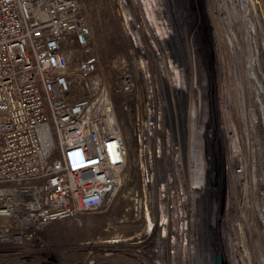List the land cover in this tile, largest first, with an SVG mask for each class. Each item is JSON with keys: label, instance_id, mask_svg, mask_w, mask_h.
<instances>
[{"label": "built area", "instance_id": "obj_1", "mask_svg": "<svg viewBox=\"0 0 264 264\" xmlns=\"http://www.w3.org/2000/svg\"><path fill=\"white\" fill-rule=\"evenodd\" d=\"M144 53V64L132 67L118 56L110 87L80 0H0V243L33 238L48 223L113 202L128 163L115 113L119 94L132 97L123 108L134 110L141 173L135 217H145L148 229L149 218L170 225L229 217L224 175L243 166L223 159L217 140L199 141L184 89L165 80L173 60L163 55L156 74Z\"/></svg>", "mask_w": 264, "mask_h": 264}, {"label": "rangeland", "instance_id": "obj_2", "mask_svg": "<svg viewBox=\"0 0 264 264\" xmlns=\"http://www.w3.org/2000/svg\"><path fill=\"white\" fill-rule=\"evenodd\" d=\"M80 2L100 56L99 73L110 87L119 74L118 56H125L131 67L143 65L144 51L157 74L165 55L173 60L174 72L166 68L165 80L171 86L178 83L173 81L177 75L182 99L194 95L207 145L217 140L222 158L243 166L224 175L231 189L229 217L216 218L227 253H212L214 246L208 247L214 225L209 217L170 220L165 234L159 217H154L157 222L149 218V229L145 217H135L132 192L141 187V173L134 110L123 108L132 97L119 94L114 95L115 113L128 163L116 198L101 212L57 220L40 227L33 238L0 243V264H217L218 255L230 264L231 252L235 264H264V0H151L152 13L169 34L165 38L157 34L145 0Z\"/></svg>", "mask_w": 264, "mask_h": 264}, {"label": "bare ground", "instance_id": "obj_3", "mask_svg": "<svg viewBox=\"0 0 264 264\" xmlns=\"http://www.w3.org/2000/svg\"><path fill=\"white\" fill-rule=\"evenodd\" d=\"M145 7H146V10H147V13H148V16H149V18L150 19H154V21L156 22V28H157V34H161L162 35V38H165L166 36H168V35H165V34H167V30H166V27L164 26V25H160V22L158 21V19L154 16V14L152 13V11H151V7H152V4H151V0H145ZM160 38V37H159ZM183 55H184V52L182 53V51L180 52V56L181 57H183ZM186 58V57H185ZM198 59V58H197ZM172 67H173V64H172ZM174 73V72H173ZM180 75V74H179ZM178 75V76H179ZM177 76V75H176ZM177 81H178V83H180L181 82V80H180V78L178 77L177 78ZM202 81V80H201ZM180 85H183L182 83L180 84ZM181 87V86H180ZM183 88V87H182ZM184 89V88H183ZM204 94V93H203ZM192 99H191V98ZM196 107H197V105H196V101H195V99H194V95L191 93L190 95H189V111H188V116H189V121L191 122V127H192V129L193 130H195L196 129V132H197V135H198V138H200L199 139V141H204L205 139H206V131H205V134L204 135H202L201 134V132H200V129H199V124H198V116H197V118H196V115L197 114H195V109H196ZM230 109V107L227 105V107H225V109ZM198 112V111H197ZM203 116V115H202ZM193 125L195 126V128H193ZM199 132H200V134L201 135H199ZM232 154H234V152L232 153ZM233 156V155H232ZM234 156H236L235 154H234ZM241 177V176H240ZM242 184V183H241ZM246 186V185H245ZM244 187V186H243ZM241 195V194H240ZM242 197V196H241ZM238 204H239V202H238ZM240 205V204H239ZM239 212H240V210H239ZM239 216H242L241 215V213H239ZM230 217H232V216H230ZM238 217V216H237ZM197 218H200V217H197ZM217 217H209V219L210 220H212L213 221V223H214V227L217 229V227L216 226H218V219H216ZM189 221V220H188ZM190 222V221H189ZM163 224H167V222H165V221H162V222H159V226H160V228H161V226L163 225ZM211 226H213V225H211ZM163 230V232H164V234L166 233V227L164 226V228L162 229ZM161 230V231H162ZM218 231V230H217ZM219 233V232H218ZM231 235L232 234H229V236L228 237H231ZM227 236V235H226ZM216 237L217 238H215V237H211L212 238V241H210V240H208L207 239V242H208V247H209V245L210 244H212V245H210V246H214L213 247V252L212 253H222V252H224V254H226L227 252V249H226V247L223 245L224 243L222 242V239L220 238V235H217V233H216ZM206 242V243H207ZM227 242H229V240L227 241ZM228 246L229 247H232L233 246V242H229L228 243ZM234 247H235V249H237L238 250V248L234 245ZM205 252H207V253H210L211 254V249H206V250H204ZM221 257L222 258V260H223V263L222 264H224L225 263V261H224V257L222 256V255H218L217 256V258L218 257ZM228 256V258H229V260H230V264H235V262H233V261H235L236 260V258H235V255H233V252H231L230 254H228L227 255ZM217 264H218V262H217Z\"/></svg>", "mask_w": 264, "mask_h": 264}, {"label": "water", "instance_id": "obj_4", "mask_svg": "<svg viewBox=\"0 0 264 264\" xmlns=\"http://www.w3.org/2000/svg\"><path fill=\"white\" fill-rule=\"evenodd\" d=\"M217 262H218V264H222L223 263V260H222V258L220 256L217 258Z\"/></svg>", "mask_w": 264, "mask_h": 264}]
</instances>
